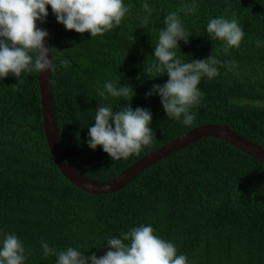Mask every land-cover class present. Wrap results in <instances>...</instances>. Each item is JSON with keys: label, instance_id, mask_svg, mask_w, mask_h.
<instances>
[{"label": "trees", "instance_id": "trees-1", "mask_svg": "<svg viewBox=\"0 0 264 264\" xmlns=\"http://www.w3.org/2000/svg\"><path fill=\"white\" fill-rule=\"evenodd\" d=\"M123 3L131 7L120 26L95 38L66 30L51 6L41 23L55 68L50 87L56 127L77 170L89 179H112L160 145L207 123L225 124L264 149V0ZM144 3L152 8L147 25ZM192 5L193 13L179 11ZM171 12L190 35L175 50L182 62L210 55L235 61L217 66L219 74L211 80L202 77L203 95L191 109L196 119L190 127L183 117H167L158 94L145 95L168 80L167 74L146 69L156 60L159 31ZM221 16L235 18L245 33L239 48L227 53L206 31L210 19ZM109 81L131 87L132 99L101 97ZM129 103L133 110L151 111L153 143L117 161L100 146L90 149L88 129L100 104L117 111ZM140 225H151L188 264H264V164L220 138L206 137L159 160L119 191L89 194L63 177L48 150L38 73L0 79V240L16 235L26 249L24 264H56V256H44L41 241L58 252L72 247L100 257L109 250L108 238Z\"/></svg>", "mask_w": 264, "mask_h": 264}, {"label": "clouds", "instance_id": "clouds-1", "mask_svg": "<svg viewBox=\"0 0 264 264\" xmlns=\"http://www.w3.org/2000/svg\"><path fill=\"white\" fill-rule=\"evenodd\" d=\"M47 6H51L57 22L66 30L79 34L87 32L92 38L120 26L131 7L125 6L123 0H0V79L13 75L20 80L22 73L55 71L53 57L49 59L51 49L44 45L49 34L36 26V21H46ZM142 7L148 13L143 21L147 25L152 8L147 3ZM185 10L193 13L196 8L195 5L185 6L179 11ZM163 24L154 47L156 60L146 71L161 76L167 74L168 80L154 85L145 95L147 98L158 94L167 117L178 121L183 117V125L190 127L196 119L191 109L201 103L203 95L199 88L202 77L211 80L219 74L217 66L234 65L235 61L222 62L210 55L207 59L182 62L175 50L179 49L178 41L188 43L190 35L177 12L169 13ZM206 31L213 39L224 43L225 53L230 48H239L245 35L235 18L223 16L210 19ZM259 43L257 41L258 46ZM60 63L70 66L67 60ZM103 88L99 94L105 100L109 96L126 101L133 97V89L127 85L117 87L109 81ZM151 121L150 110L140 107L133 110L130 103L117 111L100 104L95 110L94 125L88 129V147L92 150L102 147L113 161L139 155L142 148L150 146L155 139L149 127ZM106 242L109 250L100 257L95 253L85 256L72 247L58 252L44 241L41 246L45 257H57L56 264H188L187 256L177 255L175 245L157 236L151 225L133 227ZM25 252L23 242L14 234H5L0 240V264H24Z\"/></svg>", "mask_w": 264, "mask_h": 264}, {"label": "water", "instance_id": "water-1", "mask_svg": "<svg viewBox=\"0 0 264 264\" xmlns=\"http://www.w3.org/2000/svg\"><path fill=\"white\" fill-rule=\"evenodd\" d=\"M38 29L45 30L39 21H36ZM45 47L51 49L48 38L44 40ZM52 52L49 53L51 59ZM51 70L38 73V89L40 95V106L42 116V126L45 140L51 157L63 175L77 189L89 194H107L123 189L142 171L155 164L161 159L166 158L171 153L183 149L184 147L206 137L220 138L231 146L249 155L253 159L264 164V149L252 141L241 136L229 126L219 123H207L195 126L179 136L160 145L146 155L134 161L116 177L98 181L89 179L80 173L67 156L56 127L53 101L50 87Z\"/></svg>", "mask_w": 264, "mask_h": 264}]
</instances>
